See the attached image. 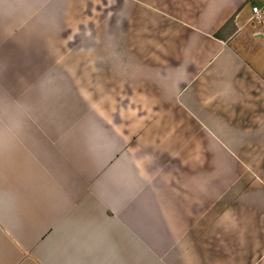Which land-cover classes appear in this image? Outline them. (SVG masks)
Listing matches in <instances>:
<instances>
[{
	"label": "crops",
	"instance_id": "0c3cea01",
	"mask_svg": "<svg viewBox=\"0 0 264 264\" xmlns=\"http://www.w3.org/2000/svg\"><path fill=\"white\" fill-rule=\"evenodd\" d=\"M12 7L10 39L104 52L18 70L0 46V264H264V0Z\"/></svg>",
	"mask_w": 264,
	"mask_h": 264
},
{
	"label": "rangeland",
	"instance_id": "374dc122",
	"mask_svg": "<svg viewBox=\"0 0 264 264\" xmlns=\"http://www.w3.org/2000/svg\"><path fill=\"white\" fill-rule=\"evenodd\" d=\"M41 10V8H40ZM84 7H82L81 12L82 15L85 17L86 13L84 11ZM93 10V14H97V16H102L104 15V7H98L97 12H94L95 9ZM15 8H0V46H5L6 50H3L2 52H5L6 54L8 53L9 48L16 50V64H17V69L20 70L22 66L28 65V69L34 68L35 69H40V65L45 62V64H51L54 63L56 64L57 62H60L63 67L65 68H72V65L76 64L77 68L78 65H83V62H87L88 56L87 54H84L87 51V48L90 47L92 48L93 53H101L104 52L103 49V44L101 41L96 42V40H93L92 38H87L84 41L82 40H71V41H66L63 46H59V43L62 41L61 37L64 34H60L58 31H56V34L54 33L55 39L45 41V39H33V40H19V39H13L9 38V34L12 32L16 33H25L31 31L28 28V22L31 19L30 14L16 17L17 22L16 23H11V25H7L10 21L12 22L14 16ZM43 12V13H42ZM42 14H45V8L42 9ZM11 15V16H10ZM81 15V17H83ZM6 25V27H4ZM86 28L81 29L82 31L88 32L91 28L89 24L84 25ZM92 28H95L94 25H92ZM103 26V24H101ZM103 28H97L96 31L102 32ZM34 32V30L32 31ZM15 35V34H14ZM13 35V36H14ZM8 38V39H5ZM82 42V43H81ZM26 43V44H25ZM62 43V42H61ZM5 44V45H4ZM25 44V45H24ZM43 49V54H40ZM52 47L55 48L53 51H58L57 47L59 48H64L65 49V54L61 55V60L62 61H57V57L54 56V53L52 50L49 51L50 49L47 50V48ZM27 48V49H26ZM51 48V49H52ZM82 48V49H81ZM77 51H81V54L78 55L76 54ZM26 52V53H25ZM13 54V53H12ZM47 54V55H45ZM44 56V57H43ZM60 57V56H59ZM2 59H8V55L1 56ZM14 62L15 56H11ZM45 58V59H44ZM7 62V61H6ZM81 62V63H80ZM75 66V65H74ZM81 67V66H80ZM82 68V67H81ZM69 70V69H68ZM62 71V70H61ZM59 72L58 75H62V80H67L68 76L70 73L66 70L65 72ZM81 72H85L83 69H81ZM19 73V72H18ZM34 78H40V74L38 72H33Z\"/></svg>",
	"mask_w": 264,
	"mask_h": 264
},
{
	"label": "built area",
	"instance_id": "2783aa9c",
	"mask_svg": "<svg viewBox=\"0 0 264 264\" xmlns=\"http://www.w3.org/2000/svg\"><path fill=\"white\" fill-rule=\"evenodd\" d=\"M250 22H253V24H260V23L263 22V15H262V13L255 6L252 7V15H251V18H250Z\"/></svg>",
	"mask_w": 264,
	"mask_h": 264
}]
</instances>
